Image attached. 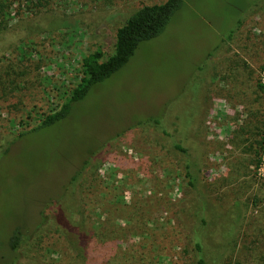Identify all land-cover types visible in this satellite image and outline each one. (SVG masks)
<instances>
[{
    "label": "rangeland",
    "instance_id": "rangeland-1",
    "mask_svg": "<svg viewBox=\"0 0 264 264\" xmlns=\"http://www.w3.org/2000/svg\"><path fill=\"white\" fill-rule=\"evenodd\" d=\"M164 1L0 0V264H196L195 242L206 264L264 254L257 0H185L67 119L19 137L85 55H109L133 11Z\"/></svg>",
    "mask_w": 264,
    "mask_h": 264
},
{
    "label": "trees",
    "instance_id": "trees-1",
    "mask_svg": "<svg viewBox=\"0 0 264 264\" xmlns=\"http://www.w3.org/2000/svg\"><path fill=\"white\" fill-rule=\"evenodd\" d=\"M184 1L185 0H165L161 4L143 5L133 11L126 18L125 22L116 29L112 52L105 56L101 50L96 49L85 55L81 59V77L76 86L66 95L62 104H60L57 109L51 110L49 113L45 114L35 127L31 128L29 131L20 133L19 137L49 128L67 119L76 103L83 101L95 86L102 83L125 66L134 55L139 44L158 37L164 31L173 15L181 9ZM262 1L264 0L255 1L256 4H250L247 9L252 11L253 8V13H255V7L259 10H263ZM236 24L239 25L240 21H237ZM232 32L233 31H230L228 38L232 36ZM259 40H264V33L259 36ZM257 88L260 91L263 90V85L260 83V80L257 81ZM150 120L158 124V119ZM262 126L264 128V122ZM260 139L259 146L263 147L264 137ZM175 148L179 151H183L178 145H175ZM86 164V161L83 162L82 166L71 176V182L76 181L78 177L82 175V172L86 169ZM100 232L101 231L98 230L95 236ZM20 238V229L16 227L7 241L12 250L18 247ZM89 238H91L90 235ZM193 250L197 257L196 264H206L198 242L194 243ZM263 255L262 253L252 260L250 259L251 253H249L248 258H245V264H264Z\"/></svg>",
    "mask_w": 264,
    "mask_h": 264
},
{
    "label": "built area",
    "instance_id": "built-area-1",
    "mask_svg": "<svg viewBox=\"0 0 264 264\" xmlns=\"http://www.w3.org/2000/svg\"><path fill=\"white\" fill-rule=\"evenodd\" d=\"M259 80H260V83L263 85V90H264V80H262L261 78Z\"/></svg>",
    "mask_w": 264,
    "mask_h": 264
}]
</instances>
